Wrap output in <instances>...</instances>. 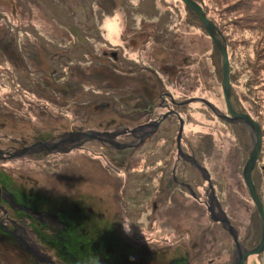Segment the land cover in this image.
<instances>
[{"label":"rangeland","instance_id":"obj_1","mask_svg":"<svg viewBox=\"0 0 264 264\" xmlns=\"http://www.w3.org/2000/svg\"><path fill=\"white\" fill-rule=\"evenodd\" d=\"M197 1L227 41L236 104L262 128L259 166H264V0ZM36 2L0 0V150H20L72 129L121 132L126 120L113 103L109 106V101L115 98L118 103L134 107L136 99L144 94L153 95L161 83L177 101H189L179 109L185 120L188 151H195L201 165L218 181L215 197L238 230L240 241L248 243L255 239L259 244L261 224L243 178L252 136L245 127L230 125L219 117L228 115L222 90L221 55L197 16L180 0H127L113 14L96 21L98 35L89 25L74 27L73 31L61 26L63 22L74 25L69 20V10L76 23H85L86 15L93 14L90 7L74 9L67 5L66 10L58 6L54 10L44 1L40 0L39 6ZM108 21L114 25L111 33ZM12 42L17 44V51L11 48L9 53L18 58V65L15 59L6 57L4 61L2 57V46ZM68 51L72 58L61 57ZM55 53L59 58L53 56ZM21 75L27 80L21 82ZM44 82L61 95L63 91L71 94V86L78 87L80 93L70 98L67 106L52 103L33 89H45L41 86ZM101 83L107 87L102 89ZM89 90L99 97L88 104H78ZM116 94L122 98L117 99ZM163 128L174 135L175 141L178 139L179 122L168 120ZM164 135L167 134L161 137ZM164 145L165 140L161 139L138 150L129 148L121 152L109 144L105 149L99 143H88L66 154L57 151L42 157L38 152L47 151H36L37 154L26 157L0 159V166H4L0 167L1 182L20 194L52 202L53 208L67 209L77 218L89 217L97 227L90 223L83 226L82 235H95L98 243L107 234L108 247L115 251L125 250L128 242L134 243V235L152 237V246L162 249L166 246L163 239H169L170 234H192L202 240L205 251L219 253L223 249V254L230 258L232 240L210 218L207 199L212 195L204 193L207 183L197 169L189 164L187 176L181 180L191 183L200 199H194L190 192L178 189L172 193L168 189V204L164 193L157 194L158 188L167 185L173 176L162 167L163 159H152L151 154H160ZM135 163L139 166L128 172ZM259 166L256 179L264 201V171ZM151 185L156 188L149 191L153 194L145 193ZM153 200L159 208L152 225ZM166 220L172 225H163ZM125 223L131 227L132 235L125 234ZM101 225L106 226V233L99 228ZM75 239L66 242V249L78 257L79 264H99L86 256L92 248L80 245L85 239ZM4 246L0 242V264L25 263ZM211 257L217 258L212 254L204 260ZM255 258H250L249 264L264 260V256Z\"/></svg>","mask_w":264,"mask_h":264},{"label":"flooded vegetation","instance_id":"obj_2","mask_svg":"<svg viewBox=\"0 0 264 264\" xmlns=\"http://www.w3.org/2000/svg\"><path fill=\"white\" fill-rule=\"evenodd\" d=\"M113 55L116 56V54ZM146 97L148 99H146ZM157 97H159L160 101L157 102L159 103V106L167 107L166 111L160 113L158 116H156L157 103L150 102L151 99H155ZM166 97L170 98L171 104L167 103V105H165ZM139 100L140 104L136 107H128L127 109L122 108L120 110L122 119L126 120V125L121 129L124 133H121L119 138L114 140L115 143L123 146V148L119 150L122 152H125L129 148H135L138 150L143 146L145 147L147 143L155 144V142L161 139L165 140V143H167L169 146L171 145L169 143L173 140L175 155L169 154L170 149H167L166 144L160 150V154H151L152 159L155 161L163 159L162 167L168 169L173 175L172 179H169V182L166 183L167 185L158 188L157 194L164 193L165 197L169 200L167 202L168 204H171L170 197L165 193L168 189H170L172 193H175V191L178 189L181 192H190V195L194 199H197V197L200 199V193L198 190L188 181L181 180L187 176V171L190 164L191 167L197 169L200 172L203 181L207 183V186L204 188V193L208 196L212 195L210 199H207L208 212L212 204L218 211V209L221 207L219 200L216 197L215 200L213 199V196L219 192L218 181L214 180L210 173V182L207 181L204 174L196 166L188 161L185 155L193 157L201 165L200 161L195 157V151H188L190 146L186 145L187 139L184 135V127L179 139L181 129L180 120L183 119L181 116V110L179 109L186 107V102L184 100L177 101L173 98V95L170 92H162L160 90L156 91L153 95L144 94L141 98H139ZM138 102L139 101H137V103ZM170 112L173 113L163 119V116ZM170 118L171 120L179 122L178 139H176V141L174 135L171 136L170 132H166L163 128L166 121L170 120ZM158 121H161V123L156 129L153 127V124ZM183 121L185 126V120L183 119ZM141 127L142 129H138ZM71 131L75 130L72 129ZM163 133L167 134L164 135L166 139L161 137ZM56 136L59 135H55L50 139L43 141L40 139L39 142L42 141L53 144L58 143L59 138H56ZM96 142L100 143L105 149L108 147V144L111 147L113 146L109 142H99L97 140L87 142L86 144ZM182 142L183 144L185 142V144L182 145ZM69 146L70 145H62L60 150H67ZM3 151V155L5 157L2 159L5 160L2 161H6L7 159L12 160L11 155L18 150L11 149L9 147ZM29 154L34 155V151ZM52 154H55V152ZM38 156H49V153L38 152ZM123 159H125V156H123ZM159 166H161V164ZM0 167L3 168L4 166L1 165ZM162 172L163 171L160 170L161 174ZM164 174L166 175L167 172L165 171ZM1 177L2 176H0V242H3L5 245L3 247L5 250L6 248L11 250L14 254H17V256H19L20 259H22L26 264H79L78 257L66 249V242L68 241L71 243L76 240L75 238L85 239V241L80 245H88L92 248L91 251L87 252L86 256L93 257L94 259L98 260L99 264H230V261H232L231 264H235L236 243L231 235L232 253L230 258H228L226 254H223L225 252L223 249H221L219 253L205 251L202 245V240L199 239L197 235L192 234L187 236H175L170 234L169 239H163V242L166 244V246L162 247L163 250L152 246L150 243L152 237L145 239L146 236L134 235L136 239H131L134 243L129 244L128 242V247L125 250L117 251V249L115 251L108 247L109 236H107V234L104 235V237H102L98 243L95 242V239H97L95 235H93V237L82 235L81 228L83 226L86 227L87 225H91L92 227H97L96 225H93L90 220H88L90 219L89 217L88 219H80L77 218L75 214L70 213V211L67 209L58 210L53 208L52 202L45 201L43 198H39L37 196L34 197L33 195L30 196L23 193L20 194L10 187L3 186L1 182L3 180ZM148 188L149 189L145 190V193L147 194H153L149 193V191L152 188L156 189L152 185ZM155 200H153V204L151 205V208L153 209V215L151 216L152 225L156 220L155 212L159 208L158 203ZM179 203L187 206V204L182 201H179ZM93 213L94 212H92V214ZM162 223L163 225L165 223H167L169 226L172 225L171 221L169 220H166ZM215 223L219 224L222 229L226 231L221 223ZM101 226L99 228L101 230L103 229V232L106 233V226ZM79 231L81 234H79ZM244 239L246 240V238ZM153 240H155V238H153ZM239 242L245 248H251L258 245L256 244L255 239H253V241H249L248 243L240 241V235ZM172 247H174L175 250L171 251L170 248ZM26 248H29L34 252L44 254L45 256L43 257L47 261L44 260L42 262L39 260V258H35L29 251H27ZM227 248L230 247L227 246ZM79 254L83 257L85 255L83 252H79ZM212 254H216L217 258L211 257L212 259H209L210 261L204 260L205 256L210 257ZM253 257L254 256L250 258Z\"/></svg>","mask_w":264,"mask_h":264},{"label":"water","instance_id":"obj_3","mask_svg":"<svg viewBox=\"0 0 264 264\" xmlns=\"http://www.w3.org/2000/svg\"><path fill=\"white\" fill-rule=\"evenodd\" d=\"M183 2L189 9H191L199 18L205 32L210 37L212 42L214 43L215 47L219 51L221 55V61H222V90L224 99L226 102V107L228 110V115L221 114L219 115L221 120H224L225 122H228L230 124H242L251 134L252 136V150L251 154L245 164L244 170H243V178L246 184V187L249 191L250 197L256 206V212L259 219V222L262 227V235L260 243L254 247L251 248H245L240 242H239V234L236 230V228L231 224V220L227 216V214L222 210L220 207L218 211L215 209V207L212 206L209 208V212L211 214V219L214 222L221 223L223 228L233 237L235 243H236V251H235V264H249V258L252 256H258L264 253V202L259 194V191L256 186L255 181V173L257 170V164L258 159L261 154L262 150V128L258 122L255 121V119L247 114L243 113L236 104L235 96H234V90L231 84V66H230V58H229V51H228V45L226 39L223 37L220 29L208 18L206 12L204 11L203 7L196 2L195 0H180ZM189 101L186 102V104ZM207 105H209L211 108L213 106L205 102ZM216 111V110H215ZM173 112L165 114L163 119H165L167 116L172 114ZM162 121V120H161ZM161 121L155 122L153 124L154 128H158ZM181 122V129L179 134V139L181 137V133L183 132L184 127V121L183 119L180 120ZM138 129H142L138 128ZM121 132H99V131H87V132H76L71 131L64 134H61L59 136H56V138H59L58 143H49V142H37L33 144L32 146L25 147L23 149H20L16 151L14 154L11 155V158H17L21 157L23 155L29 154L31 152L36 151H47L49 152H57L61 151L60 147L62 145H70L67 150L61 151L65 153H69L71 149H77L81 148L84 144L87 142H91L94 140H97L99 142H109L111 143L115 148L122 149L123 146L117 144L114 142L118 138V136L121 135ZM180 148V143H179ZM4 151L0 150V159L4 158L3 155ZM185 155V154H184ZM189 162H191L194 166H196L205 176V179L210 182V176L209 171L201 166L196 159L189 155H185ZM213 199L215 200V196H213ZM27 251H29L35 258H39L40 261H44L43 256H45L42 253L34 252L33 250L26 248ZM47 261V260H46Z\"/></svg>","mask_w":264,"mask_h":264},{"label":"trees","instance_id":"obj_4","mask_svg":"<svg viewBox=\"0 0 264 264\" xmlns=\"http://www.w3.org/2000/svg\"><path fill=\"white\" fill-rule=\"evenodd\" d=\"M41 1H44L46 4H48L50 7L52 6V9H54L53 7H56L57 8V6L58 7H60V8H62L63 10H66V7H67V5H71L74 9H78V7H79V9H86L87 7H90V10L92 11L91 13H93V14H88V15H86L87 17H85V23H76L75 22V20H74V18H73V13L71 12V10H69V12H68V14H69V16H70V19L69 20H72L73 21V24L74 25H66V23H61V26L62 27H65V28H67V29H69V30H71V31H73L72 30V28L73 29H75L74 27H77V28H79V29H81V26H85V25H89V26H91V28H92V31H93V28H94V31L98 34V35H100V33H99V29H98V25L96 24V21L99 19V20H103L104 19V17H106L107 15H111V14H113L114 13V11H115V9L116 8H118L120 5H123V4H125V2L127 1V0H122V1H120V0H74V1H72V0H65L63 3H61V2H59V1H57V0H41ZM70 1H71V3L73 2V3H76V5L75 6H73L71 3H70ZM196 2H198L197 0H195ZM39 2H40V0H37V5L39 6ZM48 2V3H47ZM79 2H80V5H79ZM89 3H90V5H89ZM199 3V2H198ZM200 4V3H199ZM185 5V4H184ZM201 5V4H200ZM186 6V5H185ZM202 7H203V5H201ZM242 6V5H241ZM187 7V6H186ZM188 8V7H187ZM74 9H72L73 11H76V10H74ZM203 9H204V7H203ZM55 10V9H54ZM188 10L190 11V12H192L191 14L192 15H194L195 17L197 16L191 9H189L188 8ZM96 11L98 12V15L96 14ZM204 11H205V9H204ZM206 12V11H205ZM128 17H129V15H127ZM208 16V15H207ZM198 18V17H197ZM199 19V18H198ZM214 23V22H213ZM215 24V23H214ZM216 25V24H215ZM217 26V25H216ZM218 27V26H217ZM221 31V30H220ZM221 33H222V31H221ZM222 35H223V33H222ZM97 37H99L100 38V36H97ZM209 37V36H208ZM223 37H224V35H223ZM210 38V37H209ZM225 38V37H224ZM1 44H4L3 42L1 43ZM214 44V43H213ZM215 46V45H214ZM12 48V50H16L17 51V44H15V42H12L11 44L9 43L8 45H6V46H2V51H3V53L5 54L4 56H2L3 57V59H4V61H6V57H8L9 59H12V60H16V62H15V64H19V61H18V58H14L10 53H9V50ZM14 48V49H13ZM83 49H85L86 50V47L84 46V47H82ZM94 48V47H93ZM216 48V47H215ZM216 50H217V48H216ZM53 56L54 57H57V58H59V54L58 53H55V54H53ZM69 57V58H72V56H71V51H68V52H64V54H61V57ZM104 56H105V54H104ZM97 57H99L98 59L100 60L101 59V56H99V55H97L96 56V58ZM229 58H230V55H229ZM230 63H231V61H230ZM20 70V69H19ZM54 72H55V70H54ZM56 73V72H55ZM27 80V78H26V76L25 75H21V77H20V81L21 82H24V81H26ZM41 86H45V89H41V88H39V87H36V88H34L33 87V89H35L36 90V93H40L41 95H43V96H45V97H47V99L48 100H50L52 103H58L59 105H62V106H67V104H68V102H69V99L70 98H72V97H76V96H78L79 95V93H80V89L78 88V87H75L74 89H71V87H70V91H71V94H69V92H67V91H63V94L64 95H61V94H59V93H57L54 89H52L49 85H48V83L46 82H44V85H41ZM101 88L103 89V88H105V87H107V86H105L104 84H102L101 83ZM158 86L160 87V89H158V90H156V91H162V92H165L166 91V89H165V87L160 83V84H158ZM158 86H157V88H158ZM104 90H106V89H104ZM166 92H169L168 90L166 91ZM85 93L86 94H84L83 96H82V100L83 101H81V102H79L78 104H83V105H85L86 103L88 104L89 102H92L93 100H95V99H97L98 97H99V95L97 94V93H95L94 91H85ZM59 94V95H58ZM120 94V93H119ZM119 94H116V97H117V99H121L122 97L119 95ZM127 95H129V93H127ZM131 98H133L132 96H130ZM113 98V97H112ZM146 99H148L147 97H146ZM128 100H130V99H128ZM137 101H139L138 103H137ZM109 102H111L110 103V105L109 104H107V105H109V106H115L116 107V111H120L122 108H125V109H127L128 107H131L130 105L131 104H127L126 103V105H124L123 103H118L117 102V100L115 99V98H113L112 100H110ZM150 102H152V103H157V102H160L159 101V97H157V98H155V99H151L150 100ZM113 103V105H111ZM167 103L168 104H171V101H170V98H168V97H166V100H165V105H167ZM121 104V105H120ZM135 104V106L134 107H136L137 105H139L140 104V100L139 99H136V102L134 103ZM171 106H173V105H171ZM132 108V107H131ZM183 108H185V107H182V108H180V109H183ZM166 109H167V107H160L159 106V103H157L156 104V116H158L160 113H162V112H165L166 111ZM158 111H161V112H158ZM243 112V111H242ZM170 120H171V118H170ZM168 121V120H167ZM166 121V122H167ZM172 121V120H171ZM178 122V121H177ZM229 124V123H228ZM230 125H241V126H243L242 124H230ZM244 127V126H243ZM74 130V129H73ZM15 141V140H14ZM97 143V142H96ZM100 144V143H99ZM151 143H147V145H150ZM166 145H167V143H165ZM169 144H171V145H167V149H170V153L169 154H173V155H175V150L173 151V150H171L173 147H174V142H173V140H172V142H170ZM146 147V146H145ZM133 150H136V149H133ZM132 150V151H133ZM122 152V151H121ZM260 157V156H259ZM137 165L139 166V164L138 163H135L134 165H131L130 167H129V169L127 170L128 172L130 171V170H132V169H134V168H136L137 167ZM258 166H259V159H258ZM257 169H258V167H257ZM259 169L261 170V171H264V166H259ZM137 171H138V169H137ZM256 175H257V171H256V174H255V181H256V186H257V189H258V191H259V194H260V196H261V198H262V200H263V197H262V194H261V192H260V188H259V186H258V184H257V179H256ZM264 202V201H263ZM212 220V219H211ZM231 220V219H230ZM213 221V220H212ZM80 232V231H79ZM228 235H229V237H230V234L227 232V231H225ZM79 234H81V232L79 233ZM79 236H81V235H79ZM231 238V237H230ZM231 240H232V238H231ZM264 256V253L263 254H261V255H259V256H256V258L255 259H258V258H262ZM250 263V262H249ZM260 264H264V260L263 261H261V262H259Z\"/></svg>","mask_w":264,"mask_h":264},{"label":"clouds","instance_id":"obj_5","mask_svg":"<svg viewBox=\"0 0 264 264\" xmlns=\"http://www.w3.org/2000/svg\"><path fill=\"white\" fill-rule=\"evenodd\" d=\"M122 227H123L125 234H127V235L133 234L131 227L127 223L123 224Z\"/></svg>","mask_w":264,"mask_h":264},{"label":"bare ground","instance_id":"obj_6","mask_svg":"<svg viewBox=\"0 0 264 264\" xmlns=\"http://www.w3.org/2000/svg\"><path fill=\"white\" fill-rule=\"evenodd\" d=\"M109 23V21L107 22V24ZM108 28H109V33H111L113 30H114V25L113 23H109L108 25ZM230 66H231V63H230ZM230 78H231V73H230ZM70 132V131H69ZM25 148V147H24ZM23 149V148H22ZM27 155V154H26ZM22 157H25V155H23ZM21 158V157H20ZM257 167H258V164H257ZM257 171V170H256ZM256 174V173H255ZM262 229V227H261Z\"/></svg>","mask_w":264,"mask_h":264}]
</instances>
